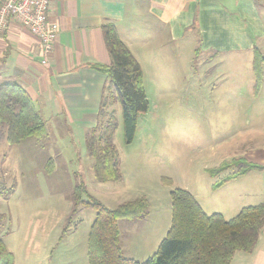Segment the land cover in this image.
<instances>
[{
    "label": "rangeland",
    "instance_id": "1",
    "mask_svg": "<svg viewBox=\"0 0 264 264\" xmlns=\"http://www.w3.org/2000/svg\"><path fill=\"white\" fill-rule=\"evenodd\" d=\"M259 3L264 18V0ZM169 49V60L144 63L148 109L139 114L131 141L121 102L109 106L117 120L113 144L120 180L101 182L87 150L88 134L96 127L103 131L106 118L99 120L103 126L79 128L62 114L50 118L42 111L47 134L18 144L8 142L7 127L0 125V239L14 264H89L94 201L110 209L148 201L146 217L119 220L123 255L139 262L153 256L167 235L175 188L227 220L264 201V179L256 176L264 173L220 187L222 175L211 174L226 161L247 157L251 136L264 137V91L255 98L254 56L194 55L193 47L187 51L179 44ZM105 162L108 169L113 164L111 157Z\"/></svg>",
    "mask_w": 264,
    "mask_h": 264
},
{
    "label": "crops",
    "instance_id": "2",
    "mask_svg": "<svg viewBox=\"0 0 264 264\" xmlns=\"http://www.w3.org/2000/svg\"><path fill=\"white\" fill-rule=\"evenodd\" d=\"M260 9L259 0H52L49 19L59 25V32L48 62H42L39 37L12 19L0 35V83L22 85L41 114L49 113L50 118L62 114L79 128H92L97 125L107 83L106 73L95 65L111 63L105 24L116 26L145 73L147 60H169L174 53L169 44L186 50L193 47L194 55L212 52L215 57L253 58L255 48L264 52ZM253 73L257 98L264 91V64L258 88ZM251 137L252 147L244 158L264 165V137ZM253 172L264 173V169L238 178ZM256 176L264 179V175ZM260 189L264 190V184ZM244 252L237 251L231 264L237 259V264H264V228L255 248Z\"/></svg>",
    "mask_w": 264,
    "mask_h": 264
},
{
    "label": "trees",
    "instance_id": "3",
    "mask_svg": "<svg viewBox=\"0 0 264 264\" xmlns=\"http://www.w3.org/2000/svg\"><path fill=\"white\" fill-rule=\"evenodd\" d=\"M103 29L111 63L95 65L107 75L96 126H103V121L99 122L101 119L108 121L103 131L98 132L96 127L88 134L86 144L88 153L95 158L98 179L108 182L121 179L115 167L117 160L113 144L117 120L115 110H110L109 106L115 100L121 102L124 132L129 142L134 137L139 114L148 109V99L140 63L120 39L113 23L105 24ZM263 64L264 54L255 48L253 69L257 88L263 80ZM0 125L7 127L10 144H18L30 137L42 138L47 134V121L27 90L16 82L0 83ZM108 157L113 161L112 165L109 163V169L105 162ZM253 169H264V165L237 157L211 170V174L222 175L216 182L220 187ZM171 199V226L157 252L143 262L123 255L119 220L137 221L146 217L148 201L141 198L115 209L107 208L99 201L91 203L97 209V215L89 236V264H231L237 251L251 252L255 248L264 228V202L245 206L227 220L221 213H206L186 189L175 188L171 191ZM14 262L13 253L0 239V264Z\"/></svg>",
    "mask_w": 264,
    "mask_h": 264
},
{
    "label": "built area",
    "instance_id": "4",
    "mask_svg": "<svg viewBox=\"0 0 264 264\" xmlns=\"http://www.w3.org/2000/svg\"><path fill=\"white\" fill-rule=\"evenodd\" d=\"M52 0H2L0 5V35L8 29L12 19L18 20L40 39L45 58L53 50L59 25L49 19Z\"/></svg>",
    "mask_w": 264,
    "mask_h": 264
}]
</instances>
